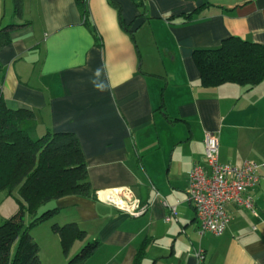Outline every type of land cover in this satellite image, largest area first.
Instances as JSON below:
<instances>
[{
    "label": "crops",
    "instance_id": "1",
    "mask_svg": "<svg viewBox=\"0 0 264 264\" xmlns=\"http://www.w3.org/2000/svg\"><path fill=\"white\" fill-rule=\"evenodd\" d=\"M82 4L85 15L76 0H22L18 17L13 0H0V26L26 23L0 48V99L32 111L36 134L73 133L95 192L130 187L147 211L130 217L97 198L65 197L52 201L56 224L74 222L83 242L98 241L85 264H198V250L203 264H264V167L246 192L254 211L228 203L219 235L199 232L187 199L206 132L221 163L264 164V81L203 86L192 56L228 37L264 44V0ZM40 254L42 264L67 261Z\"/></svg>",
    "mask_w": 264,
    "mask_h": 264
},
{
    "label": "trees",
    "instance_id": "2",
    "mask_svg": "<svg viewBox=\"0 0 264 264\" xmlns=\"http://www.w3.org/2000/svg\"><path fill=\"white\" fill-rule=\"evenodd\" d=\"M82 1L76 0L85 15ZM195 1L204 6L208 0ZM13 5L15 15L20 17L22 0H13ZM24 25L0 26V48L10 42L14 29ZM192 56L203 86L235 83L249 89L264 81V44L228 37L216 48L194 49ZM36 126L32 111L8 109L0 99V192L14 197L18 207L0 223V264H42L39 245L29 229L56 215L58 208L36 215L39 207L65 197L96 198L76 136L49 130L36 134ZM25 213L31 215L27 225ZM52 229L67 257L65 264H85L99 245L97 240L86 241L78 253L68 256L73 242L85 238L84 231L74 222L61 226L54 223Z\"/></svg>",
    "mask_w": 264,
    "mask_h": 264
},
{
    "label": "built area",
    "instance_id": "3",
    "mask_svg": "<svg viewBox=\"0 0 264 264\" xmlns=\"http://www.w3.org/2000/svg\"><path fill=\"white\" fill-rule=\"evenodd\" d=\"M86 1V0H84ZM204 164H195L188 173L187 199L199 222V232L221 234L228 222L226 205L233 203L254 211V201L247 190L259 181L257 171L264 164L245 161L241 166L221 163L218 158V139L210 132L203 137ZM103 192V195L100 193ZM96 198L114 206L130 217H138L147 211L130 187L99 190ZM175 214L174 207L171 215ZM166 221L169 217L165 218ZM198 264H203L201 250L195 254Z\"/></svg>",
    "mask_w": 264,
    "mask_h": 264
},
{
    "label": "rangeland",
    "instance_id": "4",
    "mask_svg": "<svg viewBox=\"0 0 264 264\" xmlns=\"http://www.w3.org/2000/svg\"><path fill=\"white\" fill-rule=\"evenodd\" d=\"M34 138H37V135L32 134ZM55 205L52 201L45 203L35 213L36 215H40L42 212L54 208ZM17 202L14 197L7 196L4 191L0 192V223L8 219L17 211ZM31 220V215L25 213L24 216V225H27ZM56 223L55 215H52L50 218L33 225L29 232L32 233L33 236H36L38 239V245L40 247V256L43 260L47 263L49 260H52L53 254L56 252L61 257H64L60 244H56V247H51V233H55L52 229V225ZM35 234V235H34ZM85 244V241H77L75 245L70 248L69 255L73 256L74 254L78 253L81 247ZM16 248V243L13 245L12 250ZM49 264V263H48Z\"/></svg>",
    "mask_w": 264,
    "mask_h": 264
},
{
    "label": "bare ground",
    "instance_id": "5",
    "mask_svg": "<svg viewBox=\"0 0 264 264\" xmlns=\"http://www.w3.org/2000/svg\"><path fill=\"white\" fill-rule=\"evenodd\" d=\"M103 194H104L103 192L100 193V195H103Z\"/></svg>",
    "mask_w": 264,
    "mask_h": 264
}]
</instances>
